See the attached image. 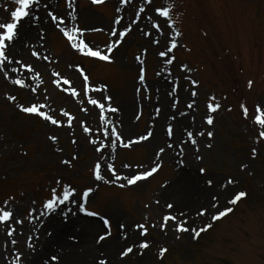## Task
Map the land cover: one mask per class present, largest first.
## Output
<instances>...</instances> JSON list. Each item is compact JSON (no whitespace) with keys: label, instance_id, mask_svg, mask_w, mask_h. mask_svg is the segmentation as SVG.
Returning a JSON list of instances; mask_svg holds the SVG:
<instances>
[{"label":"rangeland","instance_id":"374dc122","mask_svg":"<svg viewBox=\"0 0 264 264\" xmlns=\"http://www.w3.org/2000/svg\"><path fill=\"white\" fill-rule=\"evenodd\" d=\"M54 2L52 8L44 7L45 17L48 12H53L65 18V25L60 26H66L67 30L71 31L76 27L85 30L82 38L85 42L90 41L95 49L106 52L108 44L119 43L117 38L111 39L102 27V22L89 23L90 28H94L89 33L86 29L90 28L86 27L84 20L72 17L76 21L68 22L69 14L76 15L78 11H90L101 19L114 22L123 15L118 14L113 0H106L102 5L93 4L92 1L72 0L73 7L68 6V0ZM169 5L172 7L175 31L180 33L176 38L178 47L170 54L175 57L172 64H167L165 58L159 57L157 53L174 38V32L162 24L165 36L152 35L155 31L153 23L164 19L158 18L153 9H163ZM16 7L18 5L15 0H0V23L10 22V14ZM139 8H145V12L140 13ZM136 12L126 25L118 29L119 33H123L127 27H134H131L118 48H123L126 41L137 39L128 52L122 55L124 63L113 56L114 62L105 64L85 57L72 47L61 29H55L51 41L46 31L37 28V36L41 35V40H44V49L50 61L41 59L39 63L42 65L44 62L48 66L54 63L45 73L39 74L40 79L36 82L39 94L36 98H31L26 88L14 85L5 70L0 69V206L9 201V208L18 209V218L24 221L23 224L11 225L15 228L12 237L17 241L11 247V264L16 263L18 256L24 261L25 254L31 250L29 242L33 245L37 242L31 223L38 220L44 204L53 195L52 189L55 188L56 194L62 197V186H71L76 190V195L71 199L77 200L81 218L96 222V230L90 242L92 247L109 245L118 235L122 244L132 240L114 250L120 264H137L142 261L143 264H264V138L259 137L261 129L254 123L255 116L258 115L256 106H264V0H152L150 5L145 0H140L136 5ZM149 16L152 20L146 19ZM49 19L51 20L50 17ZM156 39L164 43L157 45L154 43ZM29 50L28 55L36 60L34 50ZM126 61L129 64L125 66ZM22 62L19 64L21 72H29L25 65L33 67V63L27 60ZM133 63L135 66L131 68ZM77 66L83 68L84 74L89 76L88 82L84 81ZM142 69H146V80L142 84L143 88L139 89L134 83L140 81ZM53 73L60 75L54 76ZM69 73H74L81 80L80 85H83L84 91L86 84L91 87L107 86L106 92L113 96L111 103L116 107L128 94L143 102L155 101L158 84L161 82H168L169 93L174 85L186 89L191 100L172 98L170 105L197 111L194 120L202 124L201 129H205L202 131L204 135L200 136L202 144L196 146L190 163L182 160L180 164L181 169L186 168L189 174L200 179L203 193L196 202L198 205L194 208L175 207L171 192H163L177 175L179 167L165 158L166 152L158 155V147L154 165L142 168L141 165L146 160L143 142L134 143L131 148H120L117 153L112 154L108 164H113L119 175L144 172L160 165V170L147 179V184L143 181L121 188L119 184L126 183L125 181L105 183L95 179L94 167L98 162L96 154L104 151H96L99 145L90 143V140L107 141L97 136L98 131L92 123L102 121L100 127L109 128L111 122L108 119L105 124L103 116H107L108 112L101 114L99 111L91 122L80 118L76 119V127L75 120L69 127L67 117L51 114V109L59 108L77 118L84 113V106L90 104L89 95L81 98L80 94L76 96L77 104L67 108L74 96L64 92L62 79L70 80ZM193 80L197 82L196 85L192 84ZM54 81H61L62 85L56 86ZM73 87L75 92L77 90L80 93V87ZM193 92L196 93L195 96ZM13 95L17 99L9 100L8 97ZM91 97L102 103L101 98ZM34 101L48 105L43 110L61 123L52 125L41 117L19 110L18 105L30 106ZM190 104L192 107H188ZM216 104L220 107L212 112L211 106ZM244 106L249 109L247 118L243 112ZM153 113L151 111V116L154 117L159 114ZM209 116L213 118L212 125L207 124ZM134 118L138 128L134 134L126 137L127 141L149 132L153 134L146 125L147 111L134 110ZM169 120L173 121L174 117ZM84 124L92 130V136L84 131ZM208 132L213 135L209 137ZM193 137L192 140L196 141V137ZM172 146L173 144L166 142L162 148L167 151ZM253 149L256 150L255 156ZM186 156L184 152L179 154L180 159ZM65 160L71 163L65 164ZM127 165L131 166L130 172L124 174L122 168H127ZM201 169L204 171L201 172ZM101 171L105 180L115 179L107 167L105 171L101 167ZM209 179L213 181L211 187L207 183ZM227 179L236 182L229 189L246 192L247 196L236 205L226 204L227 196L221 199V207H231L233 211L219 221H212L210 215L198 216V208L210 205L216 194L227 191L221 187ZM89 188L92 189L91 200L85 206L82 193ZM169 203L174 205L172 209L167 207ZM85 208L99 215L88 216ZM32 209L36 210L35 219L29 215ZM179 212L183 213L182 217ZM168 215L186 220L191 229L188 232H178L174 221H169L167 227H163L164 217ZM103 218L111 221L110 235H106ZM207 223H212V228L196 237L192 229L198 231ZM141 224L147 227L146 236L141 234L143 229L138 227ZM121 225L124 227L121 228ZM4 234L7 235L5 228ZM102 235H106V238L100 241L99 237ZM143 242L149 243L148 249L139 248V244ZM127 247H133L134 251L123 257L122 250ZM164 248L167 252H162ZM3 249L4 246L0 244V264H7L2 257ZM94 259L98 264L100 260H106L101 256Z\"/></svg>","mask_w":264,"mask_h":264},{"label":"bare ground","instance_id":"6f19581e","mask_svg":"<svg viewBox=\"0 0 264 264\" xmlns=\"http://www.w3.org/2000/svg\"><path fill=\"white\" fill-rule=\"evenodd\" d=\"M54 1L55 0H47L48 7L46 9L52 8L55 3ZM44 2L45 0H41L42 4ZM113 2L116 5L118 14H121L124 17L121 26L116 25L114 22L108 21L107 19H101V17L91 14L90 11H78L76 15L70 13L68 16V22L71 23L76 20H84L87 28H90L89 23L92 21H94L96 24L102 22V27L105 28V31L111 37V32L114 29L119 28V26L122 27L124 24L126 25L127 22L130 21L132 14H137L136 5L140 3V0H129V4L127 6L122 2V0H113ZM37 14L41 17L38 26L32 23H26L24 21L21 22L23 27L22 29H18V32L20 33V40L18 43H16L11 53L12 57L15 58L13 65L2 68L5 70V73L8 74L11 82L13 79H24L26 82H31L33 86H36L37 82L36 76L33 72H21V67H19V64H16V60L21 59L22 61L27 60L29 63L32 62L34 70L39 72V74H43L47 69L49 70L50 67H53L52 65L54 62H52V65L49 66L44 62H42V65L39 63L41 62V59H43V56L46 55V51L44 49L45 45L43 44L44 40H41V35H39V37L37 36V28H40L42 31H46V35L52 41L51 36L54 34L55 29L66 28V26H57L55 22L49 19L48 15L45 17L44 7H41ZM72 17H74L76 20L72 19ZM155 20L157 19L155 18ZM93 29L90 28L86 30L89 33ZM158 34L159 33L156 31L152 32V35L155 37L158 36ZM33 38L34 41H32ZM136 40L137 39L135 38L129 42L126 41L123 44V48L116 49L111 53V55L116 60H119L120 63H124L122 55L128 52V50L136 43ZM29 49L41 53L40 58H36V60H34V58L30 57L28 55L30 53ZM126 64L129 63L126 61L125 66ZM158 64H160V61H158ZM133 66H135V63L130 65L131 68H133ZM12 67H18L20 69L17 72H12ZM68 77L72 78L76 87H80L81 98L86 97L88 93L83 91V85H80L81 80L74 73H69ZM134 84L139 89L143 88L141 82L135 81ZM55 85L57 86V83H55ZM93 88H99V86H94ZM63 89H65V87H63ZM150 89H153L152 85H150ZM27 90L29 91L31 98H36L35 96L39 94L38 91L36 93H32L30 89ZM90 94L92 96L101 98L102 103H105L102 97L110 95V93L106 91H93ZM172 98H175V100L177 99L180 101H185L186 99L191 100V95L187 93L186 89L175 87V85L173 88H171L169 93L168 82H161L158 84L155 101L143 102L141 99H137L134 95L128 94V96L120 101L117 106L120 111L115 114L108 112L107 117L110 120L111 125L115 124L117 131L122 133L125 141L127 142L126 137L134 134L138 128V125L135 126L134 110L135 112L136 110H144L148 112L146 125L153 131V136L149 141H143L146 152V160L142 163L141 167L146 168L152 164L154 165V163L157 161L155 158L157 153L156 148L159 147L160 149H164L162 147L166 142L173 144L172 149L167 151L164 150L163 154L166 152L165 158L171 160L174 166L177 165L179 169L177 175L171 181L170 185L168 184V189L163 193L167 194L171 192V195L175 200V207L177 208H184L185 206L188 208H194L196 205H198L196 202L201 198L203 193V189L200 185V179L199 177L189 174L186 171V168L181 169L180 164L182 160L190 163L194 153L196 152V146L202 144V137H200L198 133H200V131H204L205 129H201L203 127L202 124L196 123L194 120V115L197 113V111L184 110L181 109V107L174 108L172 105H170ZM77 102V99H72L67 108L71 105L74 106L77 104ZM83 109H87V111H83L84 113H81V115H79L77 118L73 114L75 117V127L77 126L78 119L86 118V120L91 122L99 113V110L96 107H91L89 105H85ZM64 110L65 109L55 108L51 109L50 112L55 116H60ZM151 111L159 114H157L156 117L151 116ZM170 117H174V120L171 122L169 120ZM101 122L102 121H97L92 123L96 127L95 130L98 131L97 136L99 138L105 139L106 141H114V136L112 135L109 137L103 136L102 133L105 128L100 127ZM169 127L173 129V135L170 137L167 136V129ZM66 132L68 133L67 130ZM189 132L192 133V136L188 135ZM193 135L196 137L195 145L194 143H191L192 138H194ZM89 136H92V133ZM120 148L122 147H120L119 143H117L116 150L111 151L110 149L105 148L102 154H96V160L101 163L102 170L104 169L105 171L106 166L111 160L112 154L117 153ZM183 152L184 155L187 154V156L184 159H180L179 154H183ZM162 158L163 156L160 157V159ZM129 172V167L122 168V173L125 174ZM197 179H199V181ZM143 183L147 184L148 181ZM77 208V200H71L66 202L64 205L58 206L57 210L52 214H46L44 216L39 215V218L36 222L32 221L31 226L37 235V242L34 244L35 249H31L29 250L28 254H25L24 264H44V261L46 260L49 261V264H54V262L50 260V257L54 254L59 256L58 264H98V262H94V258H100V256L106 259L107 264H120L114 250L126 244L128 241L132 242V240L129 239L126 243L122 244L123 242L118 235L109 245L92 247L93 244L90 242L91 236L96 230V227H94L96 226V222H89L86 219H82ZM42 211L46 212L47 210L43 209ZM9 223L11 224V222ZM88 226H90L89 230L87 229ZM4 228L5 226H0V244L4 246L2 257L4 262L6 261L7 264H11V259L13 257L11 254V247L15 244L11 243L13 240L12 236L4 234ZM49 232H51V235L48 234ZM137 264H143V261L142 263L138 262Z\"/></svg>","mask_w":264,"mask_h":264},{"label":"snow or ice","instance_id":"6c2138e0","mask_svg":"<svg viewBox=\"0 0 264 264\" xmlns=\"http://www.w3.org/2000/svg\"><path fill=\"white\" fill-rule=\"evenodd\" d=\"M93 4L96 5H102L106 3V0H92ZM122 2L127 6L129 4V0H122ZM147 4H152V0H145ZM15 3L18 5V7L15 8L14 11L11 12L10 14V22H5V23H0V69L6 67V66H12L13 61L15 58L12 57V49L15 47L16 43L19 42L20 40V33L18 32V29H22V21L26 23H32L38 26L41 17L37 14L40 10L41 7L47 8V0L42 4L41 0H15ZM68 6L73 7L72 0H68ZM154 13L157 15L158 18H164L162 22H156L153 23L152 27L156 32H158L161 36H165V30L164 27L162 26L165 25L169 29H171L174 32V38H171L169 40L168 44H164L162 49L157 53V55L161 58H165V61L167 64H172L175 61V57L170 55L174 50L178 47L177 44V39L180 36L179 32L175 31V23L173 21L172 17V7L169 5L166 8L160 9V8H154L153 9ZM139 12L143 13L145 12V8H139ZM47 15L51 18L52 21L56 22L57 26L63 25L66 23L64 17H59L53 12H48ZM67 15V14H66ZM135 15V13H134ZM30 18V19H27ZM148 20H152V17H146ZM123 20V17H120L119 19H116L114 23L116 25H119ZM171 22V23H169ZM127 27V26H126ZM61 31L63 34L69 39V41L72 42V47H74L77 51H79L82 55L85 57H90V58H95L100 61H107L109 63L114 62V58L112 57L111 53L115 51L120 43H123V40L120 39V35H118L117 31H112L111 35L113 37H117V40H119V43H114L113 45L110 46L108 51L102 52L99 49H95L94 46L91 45V42H85V40L82 38L83 33L85 30L80 29L79 27H76L72 29L71 31L67 30V28H61ZM131 31L130 27H127V30L124 31L121 35L127 36L128 33ZM148 35H151V33H147ZM167 39V37H166ZM157 45H161L164 42L160 39H156L154 41ZM33 55L36 56L38 59L41 56V53L33 51ZM43 59L45 61H49V57L47 55L43 56ZM50 62V61H49ZM23 63L22 61L16 60V64H21ZM141 64H143V61H141ZM27 67V70L29 72H34L36 79L39 80V72H36L32 65L27 64L25 65ZM78 70L81 72L83 75V79L85 82L89 81V76L87 74H84V69L80 68L77 66ZM12 72H17L19 71L18 67H12L11 68ZM187 71V69H185ZM6 75V74H5ZM54 76H59V73H53ZM139 80L141 84H143L146 80V69L141 70V74L139 76ZM12 83L14 85H18L20 88H27L30 89L32 93L37 92V86H33L31 82H26L24 79H13ZM54 83H57L58 86L61 83V81H54ZM63 85H68L70 81L68 79H62ZM196 81H192L193 85H196ZM252 82H249V87L251 88ZM86 93L88 92H104L107 91V86H101L99 88H93L90 85L86 84L85 88ZM139 91V90H138ZM72 94L74 96H78L79 93L73 91ZM196 93L193 92V96H195ZM9 100L15 101L17 98L16 96H9ZM102 99L105 101V103H101L98 99H94L91 96H89V103L92 105H95L98 107L99 111L101 114H103L105 111L109 113H117L120 111V109L116 106H113L111 101L112 97L111 96H105L102 97ZM214 100L215 97H212ZM107 105V107H106ZM48 105L46 104H41L38 101H34L31 103L30 106H24L23 104L18 105V108L20 111L24 112L25 114L28 115H34L37 117L43 118L45 121H49L52 125H59L61 122L58 121L56 118H54L53 115L49 114L48 112L44 111L43 109L47 108ZM188 107H192V105H188ZM220 107L219 104H216L215 106H211V111L216 112L217 109ZM83 111H87V109H82ZM159 111V110H158ZM255 111L258 113V115L255 116L254 123L259 125L261 131L259 132V137L264 138V106L262 105H257ZM243 112L245 115V118L248 117L249 114V109L244 106L243 107ZM62 115L67 117V124L69 127L72 126V121L75 119L74 116L69 114L67 111L62 112ZM103 119L105 121V124L108 123V117L103 116ZM207 124L212 125L213 124V118L209 116L207 118ZM84 128V131L89 133L91 135L92 130L86 125H82ZM103 136L104 137H109L110 135L114 136V141L113 140H108L107 143H104L100 140L92 139L90 140V143L94 145H99V147L96 148V151L98 152H103L105 148L110 149L111 151L116 150L117 148V143H119L120 147L122 148H131L134 143H140L143 142L144 140H148L151 137V133H147L144 136L138 137L135 140H128L127 142L125 141L122 133L120 131H117V128L115 124L111 125L110 128H105L103 131ZM167 134L169 136L173 135V129L169 127L167 129ZM189 136H192V133H188ZM200 136H203L204 133L200 132ZM213 135L212 132H208V136L211 137ZM51 139L55 140L56 137H51ZM192 143H195V140L191 141ZM75 143V141H73ZM211 147V145H208ZM164 149H160L158 152V155L163 154ZM256 155V150L253 149V156ZM75 158V157H74ZM65 164H70L71 161L65 160ZM101 163L98 161L94 167V177L97 181H104L105 183H116L119 181H125L126 183H120L119 187L124 188L126 186H132L138 184V182L147 180L149 177L153 176V174L159 170L160 165H157L156 167L150 168L144 172H136V173H130L129 175H119L117 174V171L114 167L113 164H108L107 170L111 172L112 176L115 178L112 181H107L105 180V176L102 174L101 171ZM126 167H131L130 165H127ZM246 167V166H245ZM204 169H201V172H203ZM60 183V181H58ZM208 185L211 187L213 185V181L211 179L208 180ZM236 182L233 179H227L226 183H223L221 185L222 188L226 189V192L216 194L213 198L212 201L210 202V205L204 206L202 205L200 208L197 209V215L198 216H211L212 221H219L222 218L226 217L229 215L230 212L233 211L231 207H221L220 200L223 199L225 196H227L226 204L230 205H236L238 202L247 196L246 192L240 191V192H235L229 189L230 185H234ZM57 190L54 188L52 189V197L44 204V209L47 211H41L40 216L44 215H50L53 212H55L60 205H64L66 202H69L73 196L76 195V190L72 188L71 186H62V197L58 196L56 194ZM92 193V189L89 188L82 193V200L84 204L86 205L89 199V196ZM11 199H14L11 198ZM169 209H172L174 207L173 204L169 203L167 205ZM215 209V211H212ZM84 211L88 216H98L99 214L96 212H91L87 211L85 208ZM35 213L36 210L32 209V211L29 213L31 217L35 219ZM14 214H15V219H14ZM183 216V213L181 212V217ZM19 210L16 208H9V201H6L3 206H0V226H5V230L7 232V235L12 236L13 233L15 232V228L11 227L12 224H23L24 221L22 219H19ZM169 221H174L176 230L178 232H188L191 229V225L188 224L186 220L183 219H178L175 215H168L164 217V223L163 227H167ZM11 222V224L9 223ZM103 223L106 226L107 233L106 235L111 234V221L108 218H103ZM187 225V226H186ZM212 223H207L205 227H201L198 231L195 229H192L195 232L196 237H199L201 232L206 231L208 229L212 228ZM121 228L124 226L121 225ZM139 228L143 229V232L141 233L142 235L146 236L147 235V227L143 224L138 226ZM51 235V232L48 233ZM106 235H102L99 237L100 241H103L106 238ZM127 237L125 236V239ZM16 240H12V244H16ZM149 243L148 242H143L139 244V248L142 249H148L149 248ZM28 247L31 249H35V245H33L31 242H29ZM134 251L133 247H127L125 250H122V256L127 257L129 254H131ZM162 252H167V249L164 248ZM50 260L54 262V264H58L59 262V256L58 255H52L50 257ZM16 264H24L23 258L18 256L16 258ZM44 264H49V261L46 260L44 261ZM99 264H107L106 260H100Z\"/></svg>","mask_w":264,"mask_h":264}]
</instances>
